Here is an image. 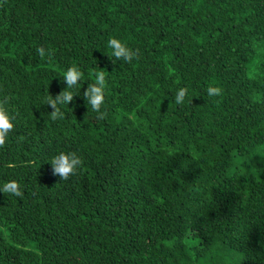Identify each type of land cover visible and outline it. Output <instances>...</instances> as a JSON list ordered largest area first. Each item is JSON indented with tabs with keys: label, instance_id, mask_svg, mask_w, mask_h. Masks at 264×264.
Wrapping results in <instances>:
<instances>
[{
	"label": "trees",
	"instance_id": "trees-1",
	"mask_svg": "<svg viewBox=\"0 0 264 264\" xmlns=\"http://www.w3.org/2000/svg\"><path fill=\"white\" fill-rule=\"evenodd\" d=\"M113 37L142 58L113 63ZM97 67L103 120L83 97ZM2 95L0 186L24 197L0 192V264H264V0H0ZM62 151L84 161L69 180Z\"/></svg>",
	"mask_w": 264,
	"mask_h": 264
},
{
	"label": "clouds",
	"instance_id": "clouds-1",
	"mask_svg": "<svg viewBox=\"0 0 264 264\" xmlns=\"http://www.w3.org/2000/svg\"><path fill=\"white\" fill-rule=\"evenodd\" d=\"M108 47L111 49V53L108 56L113 60V63L123 61L131 64L133 61H139L142 58V53L139 49L134 50L118 38H110ZM36 51L41 58L47 57L49 61H51L54 55L51 49H46L44 46L38 47ZM98 69V71L93 73L95 76L94 82L88 85L87 90L83 92V97L87 105H90L91 109L98 113L97 118L103 120L107 117V112L102 111V108L106 103L108 80L105 70ZM63 81L66 82L67 89L55 97L48 94L44 100V104L53 109L49 113L53 121L65 118V113L61 110L60 105L68 106L79 95L74 94L72 90L77 89L84 81V73L78 67L72 66L63 74ZM206 91L208 97H220L223 95L224 90L222 87L210 85ZM186 99H188L189 103L193 101V98H189V90L186 87L179 88L175 95V103L178 106H182ZM10 100L11 97L9 95L0 96V148H4L7 145L10 134L16 129L15 116L9 112L8 105ZM20 139L23 140L24 138L20 137ZM50 163L52 165V174L60 177L61 180H69L72 177L78 176L84 167L83 159L75 151H62L54 156ZM0 192L17 198L24 197V190L21 184L15 180L5 182L0 186Z\"/></svg>",
	"mask_w": 264,
	"mask_h": 264
}]
</instances>
